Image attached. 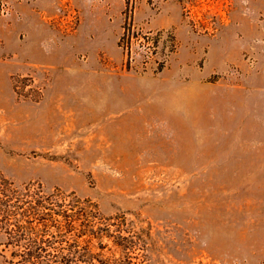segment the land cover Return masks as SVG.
<instances>
[{
	"label": "rangeland",
	"instance_id": "obj_1",
	"mask_svg": "<svg viewBox=\"0 0 264 264\" xmlns=\"http://www.w3.org/2000/svg\"><path fill=\"white\" fill-rule=\"evenodd\" d=\"M20 1L0 0V173L144 220L140 264H264V0H60L44 21Z\"/></svg>",
	"mask_w": 264,
	"mask_h": 264
},
{
	"label": "trees",
	"instance_id": "obj_2",
	"mask_svg": "<svg viewBox=\"0 0 264 264\" xmlns=\"http://www.w3.org/2000/svg\"><path fill=\"white\" fill-rule=\"evenodd\" d=\"M126 25L120 45L130 53L133 32ZM151 40L156 47L160 37ZM0 236L4 250L23 264H140L150 232L139 217H106L75 192L17 185L0 173Z\"/></svg>",
	"mask_w": 264,
	"mask_h": 264
},
{
	"label": "crops",
	"instance_id": "obj_3",
	"mask_svg": "<svg viewBox=\"0 0 264 264\" xmlns=\"http://www.w3.org/2000/svg\"><path fill=\"white\" fill-rule=\"evenodd\" d=\"M38 1L43 2V4L46 5V7L43 8V10H40V7H37L36 4L39 3ZM76 7L84 14L85 10H91L94 7H96L99 0H73ZM103 8H111L110 2L108 0H101ZM21 6V8L26 11L25 14L22 13V15L19 17H29V16H36L37 18H41L43 21L46 18V16L54 14L57 12V10L60 9V0H21L18 4V7ZM84 21V20H83ZM2 22V21H1ZM3 22H7V26L12 30L14 28V22H11L9 20H4ZM1 24V23H0ZM0 36L2 37V31L0 30Z\"/></svg>",
	"mask_w": 264,
	"mask_h": 264
},
{
	"label": "built area",
	"instance_id": "obj_4",
	"mask_svg": "<svg viewBox=\"0 0 264 264\" xmlns=\"http://www.w3.org/2000/svg\"><path fill=\"white\" fill-rule=\"evenodd\" d=\"M3 6H4V5H3ZM127 6H128V8H130V10H131L132 7H133L132 2L130 1V2H129V5L127 4ZM162 33H163V32H162ZM162 33H157V34H155L156 36H154V37H160V40H161ZM151 34H152V33H150V34H146V35L142 36L141 38L148 42V47H150V44H152V47L155 48L154 45H153V40H151V39L154 38V37L151 36ZM140 41H141V39H140ZM130 49H131V52H132V50H133V38H132V37H131V47H130Z\"/></svg>",
	"mask_w": 264,
	"mask_h": 264
}]
</instances>
